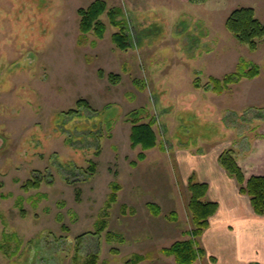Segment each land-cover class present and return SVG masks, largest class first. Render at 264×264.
Wrapping results in <instances>:
<instances>
[{
	"label": "rangeland",
	"instance_id": "obj_1",
	"mask_svg": "<svg viewBox=\"0 0 264 264\" xmlns=\"http://www.w3.org/2000/svg\"><path fill=\"white\" fill-rule=\"evenodd\" d=\"M92 1L0 0V264H84L93 253L100 264H178L162 249L193 227L189 177L221 184L227 148L247 177L264 174V37L253 50L226 26L240 6L264 21V0H106L123 8L126 49L107 13L103 37L81 32L78 9ZM253 64L258 76L223 93L207 86ZM136 109L157 120L143 161ZM35 176L41 186L26 188ZM225 180L236 193V177Z\"/></svg>",
	"mask_w": 264,
	"mask_h": 264
},
{
	"label": "trees",
	"instance_id": "obj_2",
	"mask_svg": "<svg viewBox=\"0 0 264 264\" xmlns=\"http://www.w3.org/2000/svg\"><path fill=\"white\" fill-rule=\"evenodd\" d=\"M192 3H202L207 0H190ZM80 15V30L83 34L94 32L99 37H103L107 31V24L101 18L105 13L108 14L111 23L118 27V30L112 34L113 41L123 49L128 48L133 43L132 32H126L124 18H119L123 13L121 6L110 7L106 0H94L87 7L78 9ZM227 28L234 33L238 40L246 43L251 49L256 50L259 46L258 40L264 37V21L260 20L256 15V10L252 6H240L232 10L226 20ZM261 72V67L258 64L252 66H244L240 70H235L224 74L222 77L211 76L208 87H212L218 93H223L232 84L241 81L243 78H254ZM117 75L110 73V78L116 81ZM196 86H201L200 80H196ZM78 105L90 104L84 99L78 100ZM77 109H70V113L76 112ZM142 109H136L131 112L130 118L132 121L131 129V144L133 147H141L138 153V160L143 161L147 157V150L158 145V134L155 129L156 118L152 117L149 121H143ZM137 161H132L133 165L138 164ZM220 164L232 175L235 176L242 193L250 197L254 211L259 215H264V174H252L247 177L243 167L238 162L235 152L232 148L223 150L219 155ZM96 163L93 161L91 168L95 169ZM42 178L35 176L30 178L25 183L26 188L40 187ZM119 183H112V192L110 193V201H116L118 198ZM209 183L201 181L193 174L189 177V190L191 197L189 200V212L192 219L193 227L186 231L188 238L179 239L173 242L170 246L164 247L162 251L168 256H174L178 264H194L198 259L207 256L206 249L200 243V237L210 225V217L214 215L219 203L207 198L209 192ZM80 194V189L77 191ZM4 195V194H3ZM148 206L155 215L162 212L161 206L156 202H149ZM171 216L177 218L176 212H172ZM106 220H103L99 227L105 229ZM112 235V233H109ZM80 235L79 238H81ZM213 261L215 258L210 257ZM142 256H138L142 260ZM84 264H100L99 256L93 253Z\"/></svg>",
	"mask_w": 264,
	"mask_h": 264
},
{
	"label": "crops",
	"instance_id": "obj_3",
	"mask_svg": "<svg viewBox=\"0 0 264 264\" xmlns=\"http://www.w3.org/2000/svg\"><path fill=\"white\" fill-rule=\"evenodd\" d=\"M218 171L221 184L200 178L209 183L207 198L219 203L217 212L210 217L209 227L201 236L210 243L208 247L202 246L209 257L215 258V264H264V215L254 211L250 197L240 191V186H234L236 193H233L230 186L224 184L225 168L219 167ZM235 227L238 228L234 230ZM213 241L224 248L219 249Z\"/></svg>",
	"mask_w": 264,
	"mask_h": 264
}]
</instances>
